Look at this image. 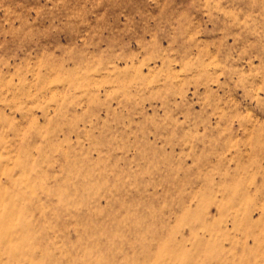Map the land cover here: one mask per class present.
Listing matches in <instances>:
<instances>
[{"label": "rangeland", "instance_id": "1", "mask_svg": "<svg viewBox=\"0 0 264 264\" xmlns=\"http://www.w3.org/2000/svg\"><path fill=\"white\" fill-rule=\"evenodd\" d=\"M0 264H264V0H0Z\"/></svg>", "mask_w": 264, "mask_h": 264}]
</instances>
